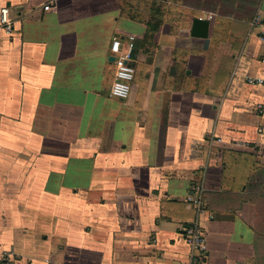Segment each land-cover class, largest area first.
I'll list each match as a JSON object with an SVG mask.
<instances>
[{
    "label": "crops",
    "instance_id": "0c3cea01",
    "mask_svg": "<svg viewBox=\"0 0 264 264\" xmlns=\"http://www.w3.org/2000/svg\"><path fill=\"white\" fill-rule=\"evenodd\" d=\"M263 32L264 0H0V264H189L198 183L203 264H264Z\"/></svg>",
    "mask_w": 264,
    "mask_h": 264
},
{
    "label": "built area",
    "instance_id": "2783aa9c",
    "mask_svg": "<svg viewBox=\"0 0 264 264\" xmlns=\"http://www.w3.org/2000/svg\"><path fill=\"white\" fill-rule=\"evenodd\" d=\"M45 9L49 10L50 7L47 6ZM1 23L7 33L10 34L13 26L7 9L2 10ZM254 24L260 27L262 19L257 17ZM260 41L264 43V32L260 37ZM135 42V37H129L127 41L116 38L111 46L110 52L112 58L115 59L114 65L116 68L111 96L120 101H125L130 97L132 84L135 79L136 69L133 64ZM262 62L264 63V58ZM245 79L252 86H264V78L262 77L247 76ZM257 112L260 116L264 117V101L258 104ZM187 202L195 208L197 218L193 223L182 228V237L191 249L189 264H203L208 254V238L200 222V218L208 213V208L205 201V189L202 183H198L193 187L192 194L187 198Z\"/></svg>",
    "mask_w": 264,
    "mask_h": 264
},
{
    "label": "water",
    "instance_id": "95a60500",
    "mask_svg": "<svg viewBox=\"0 0 264 264\" xmlns=\"http://www.w3.org/2000/svg\"><path fill=\"white\" fill-rule=\"evenodd\" d=\"M210 25L204 20H195L192 28V37L199 39H207ZM114 62V58L111 59Z\"/></svg>",
    "mask_w": 264,
    "mask_h": 264
}]
</instances>
